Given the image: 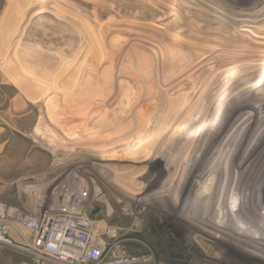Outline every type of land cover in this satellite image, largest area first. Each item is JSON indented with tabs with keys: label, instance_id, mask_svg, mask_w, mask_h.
I'll return each mask as SVG.
<instances>
[{
	"label": "rangeland",
	"instance_id": "obj_1",
	"mask_svg": "<svg viewBox=\"0 0 264 264\" xmlns=\"http://www.w3.org/2000/svg\"><path fill=\"white\" fill-rule=\"evenodd\" d=\"M176 1L183 12L201 13L192 9L198 0ZM162 14L163 0H0V86L8 99L19 96L29 105L15 124L7 122L11 128L3 136L12 140V157L26 161L30 175L21 182V194L1 189L0 203L21 206L16 198L28 200L22 192L25 183L42 193L74 190L79 176L89 188L102 189L105 213L109 205L114 208L112 215L101 217L121 228V244L131 252L153 256L136 264H264V237L244 217L253 215L251 201L233 210L230 223H223L230 236H221L213 224L197 220L199 213L212 218L222 195H197L192 188L197 178L182 179L180 170L171 169L172 162L163 161L162 150L145 160L150 136L132 150L123 148L127 138L116 137L111 120L118 116L109 104L112 99L116 103L117 87L143 97L138 96L140 103L121 124L123 129L133 117L145 123L163 118L158 101L171 92L178 94L186 80L182 77L177 89L164 88L169 75L163 71V31L178 30L192 16L172 15L163 27ZM103 123L111 128V136L108 131L102 134ZM255 134L259 131L253 130ZM261 135L262 131L259 139ZM257 157L261 155L254 154ZM256 165L261 168L264 159ZM188 195L196 196L198 204L187 210L176 208V202ZM208 197L213 198V207L207 212L201 201ZM29 263L23 253L0 248V264Z\"/></svg>",
	"mask_w": 264,
	"mask_h": 264
},
{
	"label": "bare ground",
	"instance_id": "obj_2",
	"mask_svg": "<svg viewBox=\"0 0 264 264\" xmlns=\"http://www.w3.org/2000/svg\"><path fill=\"white\" fill-rule=\"evenodd\" d=\"M263 2L242 0L238 6L237 0H198L192 2V9L201 13H190L183 12L180 4L178 8L176 0H163V27L168 25L164 26V21L172 15L192 16L178 30L163 31V71L164 75H169L164 88L177 89V83L183 77L186 80L180 86V92L176 95L171 92L163 96V101L157 102L160 107L163 106V118L145 123L143 119L144 122H141L132 116V123L123 129H120L121 124L140 103V92L127 93L121 91V86H116V90L120 91L115 93L117 105L112 98L109 104L113 105L118 116L117 120H111L115 123L116 137L119 140L127 138L124 150L140 147L139 140L150 136L145 143V160L159 155L162 150L163 161L167 164L172 162L171 169L180 170L182 179L197 178L192 185L197 195H222L220 200H223L218 203L216 214H212L211 218L199 213L197 220L213 224L221 236H230L229 227L223 223H230L228 218L232 217L233 210L237 212L241 205L246 207L251 201L253 215L244 217L264 237V165L259 169L256 165V161L262 163L264 159ZM130 64L132 67L133 64ZM161 121L163 127L159 128ZM104 123V131L99 130L102 134L108 131L107 136H111V128ZM253 130L259 131V134L252 136ZM260 131L262 135L259 139ZM256 153L263 159H254ZM255 186L258 190L253 189ZM195 197L188 195L178 200L175 207L187 210L198 204ZM212 199L208 197L201 201L204 211L208 212L213 207L210 204ZM113 213L114 208L109 205L107 215Z\"/></svg>",
	"mask_w": 264,
	"mask_h": 264
},
{
	"label": "built area",
	"instance_id": "obj_3",
	"mask_svg": "<svg viewBox=\"0 0 264 264\" xmlns=\"http://www.w3.org/2000/svg\"><path fill=\"white\" fill-rule=\"evenodd\" d=\"M76 179L79 184L74 190L50 193L25 183L22 192L28 200L21 199V206L0 203V248L23 253L29 264H136L152 260L151 254L140 255L122 245L121 228L101 217L105 213L101 203L107 201L102 189L89 188V182L79 176Z\"/></svg>",
	"mask_w": 264,
	"mask_h": 264
},
{
	"label": "crops",
	"instance_id": "obj_4",
	"mask_svg": "<svg viewBox=\"0 0 264 264\" xmlns=\"http://www.w3.org/2000/svg\"><path fill=\"white\" fill-rule=\"evenodd\" d=\"M8 98L7 92L0 86V190L13 188L14 193L18 195L21 194V182L30 177L25 170L27 162L21 159L17 161L12 157L13 142L3 136V133L11 128L7 122L10 120L15 124L21 114L19 112L24 111L29 105L19 96ZM16 200L21 202V197L17 196Z\"/></svg>",
	"mask_w": 264,
	"mask_h": 264
},
{
	"label": "water",
	"instance_id": "obj_5",
	"mask_svg": "<svg viewBox=\"0 0 264 264\" xmlns=\"http://www.w3.org/2000/svg\"><path fill=\"white\" fill-rule=\"evenodd\" d=\"M96 211H98V208H96L94 212H96Z\"/></svg>",
	"mask_w": 264,
	"mask_h": 264
}]
</instances>
